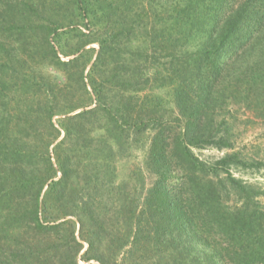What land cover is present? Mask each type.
Segmentation results:
<instances>
[{
	"label": "trees",
	"instance_id": "trees-1",
	"mask_svg": "<svg viewBox=\"0 0 264 264\" xmlns=\"http://www.w3.org/2000/svg\"><path fill=\"white\" fill-rule=\"evenodd\" d=\"M60 1L46 16L44 1L0 6V264H264L261 192L229 168L247 162L192 151L234 147L232 103L264 112V0H162L164 62L148 75L106 38L94 59L85 47L74 23L90 27L102 0H65V15ZM137 144L140 182L118 181Z\"/></svg>",
	"mask_w": 264,
	"mask_h": 264
},
{
	"label": "rangeland",
	"instance_id": "rangeland-1",
	"mask_svg": "<svg viewBox=\"0 0 264 264\" xmlns=\"http://www.w3.org/2000/svg\"><path fill=\"white\" fill-rule=\"evenodd\" d=\"M3 1L4 0H0V6ZM38 1L45 2V7L40 11L44 16L55 7V3L51 5V0ZM152 1L153 2L150 3V0H102L103 3L100 6L101 8L103 7V10H98L94 15V18H90V27H85V21L77 18L74 24L78 25L80 29L85 32V35L82 37L85 38L86 35H88V39L92 40L85 46L86 48H93L95 50L91 52L92 58L94 59L98 48V44L95 40L106 38L107 42L105 45L108 47L109 52H116L117 57L124 62L123 66L125 69L127 68L130 72L134 69H139L140 65L147 70L145 75H148L149 72H152L154 69H160L162 67L161 64L164 62L162 57L164 50L162 49L163 42L161 37V26L164 23L161 15L162 6L159 5L160 3L162 4V0ZM64 2L65 0H61V5L62 3L64 4ZM151 4L155 15H152ZM70 6L71 5L67 1V5H62V7L59 8L60 14L65 15L64 13L70 12ZM34 9L36 11L35 4ZM30 14L33 24L40 22V20L37 19V12L33 13L31 11ZM16 16L22 15L18 13ZM50 16L54 20L53 11ZM96 16L98 17L95 18ZM64 29V27H61L59 30L65 31ZM151 33L154 35V43H152L150 39ZM3 37L4 36L1 38L3 39ZM66 39L67 38H65V40ZM78 40V37L70 35L69 40L67 41V46L65 47V52L67 53L64 55L60 53L62 60H68L76 56L72 51L76 47ZM151 52H154V58L150 57ZM145 56H147L146 60H142ZM108 62H110L109 66L111 67L106 69L108 63L101 66L97 69L99 75H109V73L115 71L116 68L112 70L111 56H108ZM88 68L89 65L86 67L85 73H87ZM70 70L72 72L76 70L78 74L80 68ZM52 72L55 78H62L59 71L53 69ZM74 81H76V79H72V84ZM72 89L77 91L75 96L80 100L81 90L76 82H74ZM28 98L29 99L24 101L22 98H16V100H12L11 104H14V106H20L23 104L25 106H30L32 105V101L30 100V96H28ZM232 104L229 107L230 111L227 116L229 121H231L230 124L234 136L232 137L234 147L216 148L214 146H205L202 148H193L192 151L201 159L211 161L222 157L226 153L238 151L239 158L246 161L247 165L230 166V172L235 177L259 188L257 190H259L261 194L257 196L256 199L264 204V165H261L262 163L264 164V112H261V115H256V111H251V109L247 108L244 104ZM59 117L60 116L58 115L53 117L55 125H57L56 123L58 122ZM91 140H95L92 135ZM93 144L94 146L97 145L96 142H93ZM141 146V144H137L136 149H133L129 156H119L116 158L117 161L115 167L117 170L116 176L118 181L127 179L129 175H133L134 172V179L140 182L136 170L142 163L144 156V147L142 148ZM51 149L52 146L50 147V150ZM254 162L257 164L253 165ZM144 174L146 173L144 172ZM171 180V183H174L175 181L178 182L175 179ZM85 248L86 243H84L83 250ZM78 261L80 264H84L80 258Z\"/></svg>",
	"mask_w": 264,
	"mask_h": 264
}]
</instances>
